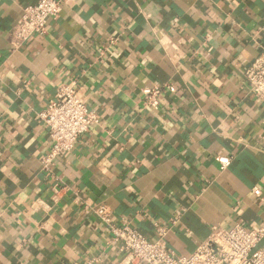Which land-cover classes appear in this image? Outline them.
Returning <instances> with one entry per match:
<instances>
[{
	"label": "crops",
	"instance_id": "obj_1",
	"mask_svg": "<svg viewBox=\"0 0 264 264\" xmlns=\"http://www.w3.org/2000/svg\"><path fill=\"white\" fill-rule=\"evenodd\" d=\"M38 1L0 0V264H121L84 203L151 241L168 227L178 256L215 226L264 222V101L245 79L264 49V0H69L16 48ZM73 82L98 123L47 172L39 114ZM156 86L159 109L142 92Z\"/></svg>",
	"mask_w": 264,
	"mask_h": 264
},
{
	"label": "built area",
	"instance_id": "obj_2",
	"mask_svg": "<svg viewBox=\"0 0 264 264\" xmlns=\"http://www.w3.org/2000/svg\"><path fill=\"white\" fill-rule=\"evenodd\" d=\"M69 0H40L23 9V15L16 24V48L28 43L35 35L46 33L50 20L57 19L63 5ZM117 39H109L114 45ZM249 94L264 101V49L245 72ZM174 90L172 87H168ZM163 87H145L143 97L146 106L159 109ZM53 140L49 153L42 159V168L52 172L59 159L70 154L78 139L98 123V114L90 109L79 96L76 83L62 84L55 98L39 114ZM220 169L226 171L232 164L229 156L218 157ZM261 196L262 191L255 189ZM84 215L104 225L111 240L122 254L121 264H264V247L258 248L264 239V222L253 227L242 223L223 228L215 226L211 236L190 256H178L169 249L166 236L168 227L156 224L158 239L151 241L131 221H115L113 211L107 205L83 204ZM178 217L172 219L175 223ZM83 264H92L86 261Z\"/></svg>",
	"mask_w": 264,
	"mask_h": 264
}]
</instances>
